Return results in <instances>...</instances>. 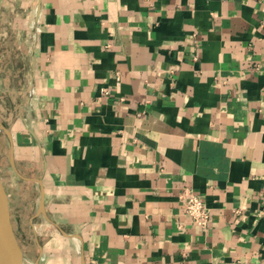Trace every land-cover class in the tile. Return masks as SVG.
<instances>
[{
  "label": "crops",
  "instance_id": "0c3cea01",
  "mask_svg": "<svg viewBox=\"0 0 264 264\" xmlns=\"http://www.w3.org/2000/svg\"><path fill=\"white\" fill-rule=\"evenodd\" d=\"M0 122L33 264H264V0H0Z\"/></svg>",
  "mask_w": 264,
  "mask_h": 264
},
{
  "label": "rangeland",
  "instance_id": "374dc122",
  "mask_svg": "<svg viewBox=\"0 0 264 264\" xmlns=\"http://www.w3.org/2000/svg\"><path fill=\"white\" fill-rule=\"evenodd\" d=\"M18 47V45H17ZM20 50V49H19ZM10 58H4L2 59L3 62V66H5L6 62L9 61ZM25 59H22L21 57H15L14 58V63L17 65V69L15 70V73L7 75V76H11V80H12V76L13 80L16 81V83L20 86V87H25V85H28V80L30 75L27 73L25 67H23V65L25 64ZM21 89V88H20ZM21 92H23V90H19V93L21 94ZM1 132L0 131V136H1ZM5 158L2 156L1 152H0V168H2L3 166H5ZM13 209L11 210V215H12V222L14 225V229L15 232L17 234L18 240L20 245L22 246V248L24 249V253H25V261L24 264H33L34 260H35V254L36 252V246H35V232L36 230H34V220L35 218L32 219L33 223L29 224V221L27 218L29 214L25 213V216L23 217V212L19 209V206L17 203L13 204ZM36 229V228H35ZM28 258V259H27Z\"/></svg>",
  "mask_w": 264,
  "mask_h": 264
},
{
  "label": "water",
  "instance_id": "95a60500",
  "mask_svg": "<svg viewBox=\"0 0 264 264\" xmlns=\"http://www.w3.org/2000/svg\"><path fill=\"white\" fill-rule=\"evenodd\" d=\"M4 129L0 122V131ZM25 256L12 222L10 200L0 172V264H24ZM35 264H39L38 260Z\"/></svg>",
  "mask_w": 264,
  "mask_h": 264
},
{
  "label": "built area",
  "instance_id": "2783aa9c",
  "mask_svg": "<svg viewBox=\"0 0 264 264\" xmlns=\"http://www.w3.org/2000/svg\"><path fill=\"white\" fill-rule=\"evenodd\" d=\"M184 211L194 223L205 229L211 218V209L208 207L203 195L188 191L184 195Z\"/></svg>",
  "mask_w": 264,
  "mask_h": 264
},
{
  "label": "bare ground",
  "instance_id": "6f19581e",
  "mask_svg": "<svg viewBox=\"0 0 264 264\" xmlns=\"http://www.w3.org/2000/svg\"><path fill=\"white\" fill-rule=\"evenodd\" d=\"M28 259V258H27Z\"/></svg>",
  "mask_w": 264,
  "mask_h": 264
}]
</instances>
